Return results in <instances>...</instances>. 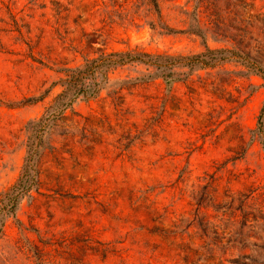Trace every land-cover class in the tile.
<instances>
[{
	"label": "rangeland",
	"instance_id": "rangeland-1",
	"mask_svg": "<svg viewBox=\"0 0 264 264\" xmlns=\"http://www.w3.org/2000/svg\"><path fill=\"white\" fill-rule=\"evenodd\" d=\"M156 2L0 0V191L63 67L203 44L264 63V0ZM172 71L167 87L149 66H117L55 121L36 191L0 227V264H264L262 81L233 60Z\"/></svg>",
	"mask_w": 264,
	"mask_h": 264
},
{
	"label": "trees",
	"instance_id": "trees-1",
	"mask_svg": "<svg viewBox=\"0 0 264 264\" xmlns=\"http://www.w3.org/2000/svg\"><path fill=\"white\" fill-rule=\"evenodd\" d=\"M154 10H157L156 0H149ZM203 39V33L196 28L192 30ZM233 60L245 69L248 75L257 76L264 88V63L258 61L250 54L236 49L208 48L203 44V50L188 55L150 54L138 50L109 51L99 53L91 58H84L78 65L63 67L59 70L61 76L54 83L60 87L50 101L44 106L39 116L27 120L23 129L25 132L24 154L18 175L5 189L0 191V227L8 217H15L19 201L29 197L31 191H36L38 186V161L41 152L47 142L49 131L65 111L71 110V106L77 99L94 98L107 80V72L117 66L129 62L144 64L153 69V74L164 80L168 87L177 78L172 69L174 67L205 68L214 66L220 62ZM46 90L35 97H27L22 104H30L41 100ZM264 124V100L257 117V131H263ZM54 235L50 234L47 243H53ZM96 251L102 256L106 249L104 243L97 242ZM116 252L117 250H113Z\"/></svg>",
	"mask_w": 264,
	"mask_h": 264
}]
</instances>
